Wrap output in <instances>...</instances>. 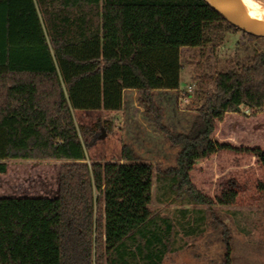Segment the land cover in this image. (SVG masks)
<instances>
[{"label":"trees","instance_id":"1","mask_svg":"<svg viewBox=\"0 0 264 264\" xmlns=\"http://www.w3.org/2000/svg\"><path fill=\"white\" fill-rule=\"evenodd\" d=\"M228 29L238 30L207 0H0V174L8 159L62 161L56 196L0 197V264H161L173 250L178 232L166 215L137 217L132 205L124 218L105 221L104 185L121 166L87 161L89 141L74 118L78 110H121L126 89L135 90L145 114L177 147L174 163L156 168V199L206 206L214 221L212 206L233 203L236 184L210 196L192 172L224 150L255 158L264 189V147L215 137L226 113L262 110L264 47L243 48L203 75L209 85L200 79L186 130L164 123L154 97L179 88L181 48L213 49ZM252 38L264 46V38ZM120 158L141 160L126 143ZM195 209L179 212L185 217ZM218 221L226 248L221 264H230V236ZM177 224L185 235H197L205 216Z\"/></svg>","mask_w":264,"mask_h":264},{"label":"rangeland","instance_id":"2","mask_svg":"<svg viewBox=\"0 0 264 264\" xmlns=\"http://www.w3.org/2000/svg\"><path fill=\"white\" fill-rule=\"evenodd\" d=\"M208 1V0H207ZM264 7V0H254ZM240 30H223L222 37L212 47H183L180 85L176 90H157L154 97L164 112V123L177 131L186 130L194 115V95L199 81L223 67L235 52L243 48L264 47L255 38ZM74 118L82 139L87 145V161H113L121 166L104 185V218L126 215L132 205L138 206L137 217L150 212L170 217L178 232L173 250L166 253L161 264H221L226 251L221 234L224 226L230 236V264H264V189L258 186L263 178L262 168L250 154L224 150L209 159L201 160L192 172L198 187L210 196L220 192L229 181L236 184L237 197L228 205L214 204V219L206 206L180 204L178 201L156 199L157 166L172 165L177 147L169 144L138 103L135 90L123 92L119 111L78 110ZM104 129L98 133L99 128ZM103 134L102 137L100 135ZM215 137L240 145L264 147V111L255 115L242 108L239 113H226L217 123ZM130 144L141 157L137 163H127L121 157L122 145ZM7 172L0 174V197L56 196L61 160L8 159ZM145 163V164H141ZM196 208L183 217L179 209ZM197 209L202 212L198 213ZM210 211V212H209ZM141 212V213H140ZM205 216L202 232L187 236L178 222L195 216ZM112 216V217H113Z\"/></svg>","mask_w":264,"mask_h":264},{"label":"water","instance_id":"3","mask_svg":"<svg viewBox=\"0 0 264 264\" xmlns=\"http://www.w3.org/2000/svg\"><path fill=\"white\" fill-rule=\"evenodd\" d=\"M218 13L238 30L258 38H264V26L253 22L243 14V0H208ZM103 134L100 135L102 137Z\"/></svg>","mask_w":264,"mask_h":264},{"label":"bare ground","instance_id":"4","mask_svg":"<svg viewBox=\"0 0 264 264\" xmlns=\"http://www.w3.org/2000/svg\"><path fill=\"white\" fill-rule=\"evenodd\" d=\"M243 14L253 22L264 26V7L254 0H243Z\"/></svg>","mask_w":264,"mask_h":264},{"label":"built area","instance_id":"5","mask_svg":"<svg viewBox=\"0 0 264 264\" xmlns=\"http://www.w3.org/2000/svg\"><path fill=\"white\" fill-rule=\"evenodd\" d=\"M245 110H246L247 113L250 112V110H248V109H245ZM262 111H264V105H263V107H262Z\"/></svg>","mask_w":264,"mask_h":264},{"label":"crops","instance_id":"6","mask_svg":"<svg viewBox=\"0 0 264 264\" xmlns=\"http://www.w3.org/2000/svg\"><path fill=\"white\" fill-rule=\"evenodd\" d=\"M127 90V89H126ZM128 90H130V89H128ZM125 91V90H124Z\"/></svg>","mask_w":264,"mask_h":264}]
</instances>
